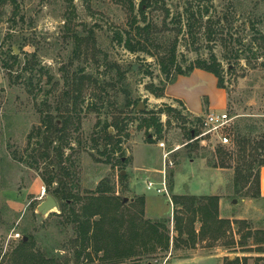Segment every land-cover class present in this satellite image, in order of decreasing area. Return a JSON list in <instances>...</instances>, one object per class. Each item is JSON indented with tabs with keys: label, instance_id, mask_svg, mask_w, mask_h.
<instances>
[{
	"label": "rangeland",
	"instance_id": "374dc122",
	"mask_svg": "<svg viewBox=\"0 0 264 264\" xmlns=\"http://www.w3.org/2000/svg\"><path fill=\"white\" fill-rule=\"evenodd\" d=\"M142 1L134 0L133 10L130 0H0V264H16L12 255L25 235L56 264H107L83 251L75 228L60 215L56 191L105 194L112 199L110 215L120 201L124 210L145 199L144 217L165 223L170 249L158 246L122 264H228L227 257H243L242 247L227 246V238L194 246L178 239L174 195L218 196L221 218L245 217L252 231H264L256 178L264 160V0H150L144 15ZM138 26L148 28L140 35ZM174 47L184 71L212 55L221 63L224 89L218 80L214 88L225 93V112L234 118L231 144H202L191 135L201 131L196 119L209 113V100L196 116L167 94L194 73L169 83L160 62ZM152 87L164 89L163 96L153 95ZM160 111L161 138L142 122ZM239 135L259 149L249 180L244 169L236 172ZM165 177L169 196L147 190L146 180ZM49 196L58 208L43 216L38 207ZM249 243L254 252L247 264H256L259 254L253 239Z\"/></svg>",
	"mask_w": 264,
	"mask_h": 264
},
{
	"label": "trees",
	"instance_id": "16d2710c",
	"mask_svg": "<svg viewBox=\"0 0 264 264\" xmlns=\"http://www.w3.org/2000/svg\"><path fill=\"white\" fill-rule=\"evenodd\" d=\"M150 0H143L141 2V12L144 15V7H149ZM131 8L135 9L134 0H130ZM145 17V16H144ZM146 20V17L144 18ZM148 26V25H147ZM147 26H138V34L147 30ZM120 43H125L126 47L132 51H137L136 46L132 45L131 39H125L123 35L117 36ZM141 46V43L138 42ZM15 60L18 59L17 55H13ZM162 73L169 79V83H174L177 76L188 75L194 72L196 69L204 70L212 73L218 80L219 88L224 89V76L223 68L219 63L217 57L212 55L211 59L198 60L192 64L187 71L177 63L176 47L171 51V54L160 62ZM150 92L156 97H161L164 94V89L152 87ZM168 113L180 112L173 108L168 107ZM151 112V116L148 119H143V124H147L148 127H154L156 134L161 138L163 134V124L161 123L160 114ZM167 113V112H165ZM202 119L197 118L196 122H201ZM142 125V124H141ZM112 125H106L107 131H109ZM116 130L121 132L122 127L118 123ZM191 135L194 133L195 137L199 134V130L192 129ZM194 137V138H195ZM193 140V139H191ZM150 142H154L153 139H149ZM122 140H118L117 144H121ZM234 145L238 148L240 156V165L236 167V172L241 174L243 169L247 173L246 178L249 180L252 176V170L254 166L255 154L258 152L256 143L249 136H241L237 138ZM259 148H264V145H260ZM220 152L224 154L225 158L227 153H224L220 149ZM223 157V158H224ZM227 160V159H226ZM258 160V159H257ZM251 162V163H250ZM260 170L264 167V160L258 161ZM222 168H227L230 165L224 163ZM214 167H218L214 165ZM260 170H258L257 187L258 197L260 196L261 176ZM55 178L48 180L47 185L50 186L54 182ZM173 191V185L171 186ZM58 192V193H57ZM59 195L58 198L61 201L60 208L61 214L67 217L68 222L75 228L77 233V242L82 247L83 251H89L88 256L95 254L96 256L102 255L101 259L107 264H122L127 260L139 257L146 252L156 251L160 246L162 250L168 251L170 249V236L167 232V226L163 221L152 222L145 219V211L143 206L145 205V199L139 198L138 202L133 203V206L123 210L125 204L120 201L119 205L113 211L110 207L112 202L109 197L104 195H93L91 197L81 198L77 194H66L63 191H56ZM173 203L177 208L175 212L176 231L178 232V239L183 240L184 243H191L194 246L200 241H219L222 238H227V246L239 245L242 247L241 253H253L254 249L250 246L249 241L253 239L252 244L256 247L258 254H264V231H252L249 227V223L246 220H230L220 217V197L218 196H192V195H174ZM134 206H140L138 212L132 208ZM200 224V228L197 229L196 225ZM236 226V227H234ZM240 235V240L237 242L233 237V232ZM244 230H247L246 232ZM27 236L28 240H23L22 243L13 252L12 257L16 261V264H56L54 259L49 258L47 254L42 251L35 250L33 247V237ZM177 245V244H176ZM178 246V245H177ZM176 246V247H177ZM249 258L252 257H239L236 256L234 260H230L227 257L228 264H247ZM264 262V257H257L256 264Z\"/></svg>",
	"mask_w": 264,
	"mask_h": 264
},
{
	"label": "crops",
	"instance_id": "0c3cea01",
	"mask_svg": "<svg viewBox=\"0 0 264 264\" xmlns=\"http://www.w3.org/2000/svg\"><path fill=\"white\" fill-rule=\"evenodd\" d=\"M214 84H217V79H215L214 76L204 70L196 69L190 77L180 78L174 85L169 87L167 94L182 101L187 110L196 116H200L204 113V98H208L209 100V113H223L227 109V98L222 90L218 88L215 90ZM260 176L261 186L258 199L264 201V167L260 170ZM131 181V188H134V179H131ZM135 188L140 190L138 187ZM220 208L222 211V200ZM222 218L234 220L232 218L224 217L223 215ZM236 219L247 220L245 217H239ZM241 254L243 257H249V255H251L249 253ZM258 256L264 257V254H259Z\"/></svg>",
	"mask_w": 264,
	"mask_h": 264
},
{
	"label": "built area",
	"instance_id": "2783aa9c",
	"mask_svg": "<svg viewBox=\"0 0 264 264\" xmlns=\"http://www.w3.org/2000/svg\"><path fill=\"white\" fill-rule=\"evenodd\" d=\"M234 122V118L231 117L228 113H208L201 122L202 129L199 134L194 138L202 144H207L210 140H215L219 142L222 146H227L231 144V138L227 134L230 131ZM166 155V159L168 160ZM173 165V163H169ZM165 167H167V161L165 162ZM147 190L155 192L158 195H170L169 187L166 180V177L162 182L157 183L151 179L146 181ZM46 189H43L42 197H45Z\"/></svg>",
	"mask_w": 264,
	"mask_h": 264
},
{
	"label": "water",
	"instance_id": "95a60500",
	"mask_svg": "<svg viewBox=\"0 0 264 264\" xmlns=\"http://www.w3.org/2000/svg\"><path fill=\"white\" fill-rule=\"evenodd\" d=\"M16 54L19 53L18 50H15ZM58 208V202L53 196L47 197L46 201H44L39 207H38V212L43 215L47 216ZM27 240V239H26Z\"/></svg>",
	"mask_w": 264,
	"mask_h": 264
}]
</instances>
